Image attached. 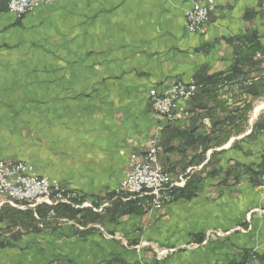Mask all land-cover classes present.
Returning <instances> with one entry per match:
<instances>
[{
	"label": "crops",
	"instance_id": "crops-1",
	"mask_svg": "<svg viewBox=\"0 0 264 264\" xmlns=\"http://www.w3.org/2000/svg\"><path fill=\"white\" fill-rule=\"evenodd\" d=\"M195 3L206 0H56L22 18L0 4V160L33 165L96 213L155 136L174 181L200 179L195 198L161 213L0 232V264H239L264 253V0H215L204 34L186 28ZM179 81L203 88L168 125L149 95ZM147 245L170 257L148 262Z\"/></svg>",
	"mask_w": 264,
	"mask_h": 264
},
{
	"label": "built area",
	"instance_id": "built-area-1",
	"mask_svg": "<svg viewBox=\"0 0 264 264\" xmlns=\"http://www.w3.org/2000/svg\"><path fill=\"white\" fill-rule=\"evenodd\" d=\"M5 1L8 11L21 18L41 6L52 5L56 0H0ZM215 10V0L195 3L185 13L186 28L190 33L204 34L210 17ZM259 79L241 77L238 83L253 86ZM203 85L195 81L175 82L164 90L153 89L150 102L153 112L162 117L168 125L174 124L182 116L181 101L192 100ZM161 146L155 136L148 151L140 156L130 155V165L116 190V197L124 201L140 199V206L145 213L161 210L174 201L173 190L185 185L187 179L173 181L160 162ZM264 181V175L261 177ZM81 196L64 187L60 182L41 176L35 167L23 161L0 160V206L8 203L15 208L35 209L45 204L55 207L60 204L80 208Z\"/></svg>",
	"mask_w": 264,
	"mask_h": 264
},
{
	"label": "trees",
	"instance_id": "trees-1",
	"mask_svg": "<svg viewBox=\"0 0 264 264\" xmlns=\"http://www.w3.org/2000/svg\"><path fill=\"white\" fill-rule=\"evenodd\" d=\"M1 4L4 8H7L5 1ZM258 49H260L259 46ZM253 86L247 88H252ZM261 95L262 93H260L259 96ZM199 162H197V164ZM259 168V171L256 173L257 179L259 180V183H264V181L261 180V177L264 175V161ZM188 176L189 175L186 177L188 178ZM199 184L200 179L190 175L184 187L175 188L173 190L174 200H192L198 194ZM116 196L117 194L115 191L109 198L110 206L105 207L100 213H96L92 209L81 210L65 204H60L55 207H49L42 204L37 206L35 209L27 210H21L6 205L0 209V224L6 225V230L0 228V232L3 234L4 231H12L14 233V237H17L23 233L27 234L30 232H40L44 229H53L61 224V221H73L84 226L88 224L101 223L103 216H108L110 221L117 222L120 217L125 215L145 213L139 205L141 202L140 199L124 201L123 197ZM81 197L82 201L84 197ZM239 264H264V253L244 256L243 261Z\"/></svg>",
	"mask_w": 264,
	"mask_h": 264
},
{
	"label": "rangeland",
	"instance_id": "rangeland-1",
	"mask_svg": "<svg viewBox=\"0 0 264 264\" xmlns=\"http://www.w3.org/2000/svg\"><path fill=\"white\" fill-rule=\"evenodd\" d=\"M197 34H199V33H197ZM181 82V81H180ZM247 87H249V86H247ZM200 90L201 89H199L198 90V93L196 94V96L194 97V98H196L197 96H198V94H199V92H200ZM152 91V90H151ZM193 98V99H194ZM6 143H4L3 142V145H5ZM171 175V174H170ZM172 177V176H171ZM172 179H173V177H172ZM262 180V179H261ZM174 181V180H173ZM185 185H183L182 187H184ZM181 187V188H182ZM113 200H115V199H113ZM174 201H176V200H174ZM172 203V202H171ZM170 204V203H169ZM167 207V205L165 206V207H163L161 210H158V211H152V212H148V213H146V214H148V215H152V214H154L155 212H157V213H161L165 208ZM80 209V208H79ZM212 239H213V237H212ZM203 240V239H202ZM128 245H130V243H128ZM165 247H159V248H156V246L155 245H147L146 246V251H147V261L148 262H153V261H155V260H163V259H167V258H169L170 257V255H169V253H166L165 252V249H164ZM169 248V247H168ZM174 248V247H173ZM163 252H165V253H163Z\"/></svg>",
	"mask_w": 264,
	"mask_h": 264
}]
</instances>
